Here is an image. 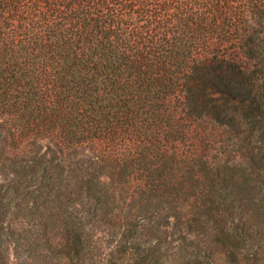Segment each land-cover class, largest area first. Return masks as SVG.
Masks as SVG:
<instances>
[{"label":"trees","instance_id":"16d2710c","mask_svg":"<svg viewBox=\"0 0 264 264\" xmlns=\"http://www.w3.org/2000/svg\"><path fill=\"white\" fill-rule=\"evenodd\" d=\"M0 264H264V0H0Z\"/></svg>","mask_w":264,"mask_h":264}]
</instances>
